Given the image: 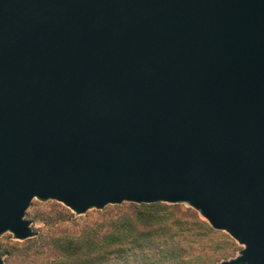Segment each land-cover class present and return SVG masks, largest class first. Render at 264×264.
Here are the masks:
<instances>
[{
	"label": "water",
	"instance_id": "1",
	"mask_svg": "<svg viewBox=\"0 0 264 264\" xmlns=\"http://www.w3.org/2000/svg\"><path fill=\"white\" fill-rule=\"evenodd\" d=\"M33 199L185 204L264 264V0H0V236Z\"/></svg>",
	"mask_w": 264,
	"mask_h": 264
},
{
	"label": "trees",
	"instance_id": "2",
	"mask_svg": "<svg viewBox=\"0 0 264 264\" xmlns=\"http://www.w3.org/2000/svg\"><path fill=\"white\" fill-rule=\"evenodd\" d=\"M105 230L82 234H55L37 247L5 248L17 264H215L214 257L191 254L195 237H209L214 231L190 208L181 205L131 204ZM57 214L46 222L55 224ZM64 216H68L63 213ZM71 217V216H70ZM30 241V240H27Z\"/></svg>",
	"mask_w": 264,
	"mask_h": 264
},
{
	"label": "rangeland",
	"instance_id": "3",
	"mask_svg": "<svg viewBox=\"0 0 264 264\" xmlns=\"http://www.w3.org/2000/svg\"><path fill=\"white\" fill-rule=\"evenodd\" d=\"M131 204L108 205L102 210L90 209L82 215H76L63 204L56 201L33 199L24 216V220L30 222L32 230V237L27 239L30 241H16L11 233L2 234L0 236V258L3 260V264H17L16 256L6 255L5 248L13 245L16 248H20V250L28 249L30 246L37 247L43 242V239L54 235L53 233L78 235L91 230H105L112 219L122 213H131L133 210ZM177 205L190 208L185 204ZM53 213L57 214V221L51 225L46 222L45 218L48 214ZM63 213H66L68 216H64ZM201 219L204 220L203 218ZM213 231L214 233L210 234L209 237H195L193 239L194 243L189 244V252L195 255L214 257L217 260L215 264L230 261L238 257L243 247L226 232Z\"/></svg>",
	"mask_w": 264,
	"mask_h": 264
}]
</instances>
